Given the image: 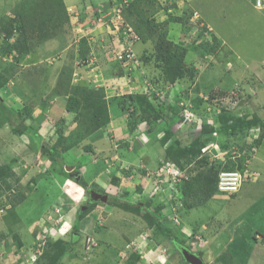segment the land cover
<instances>
[{
	"label": "rangeland",
	"instance_id": "1",
	"mask_svg": "<svg viewBox=\"0 0 264 264\" xmlns=\"http://www.w3.org/2000/svg\"><path fill=\"white\" fill-rule=\"evenodd\" d=\"M21 1L0 0V21L4 16H15ZM112 1L64 0L69 20L65 23L59 19L51 21L49 27L54 29L49 30L51 37L44 39L41 34H37L30 40L31 51L24 54L4 52L3 47L7 45L6 26L1 25L0 22V99L3 100V104L0 103V264H14L12 259H17L15 264H103L100 260L103 256L95 255L99 247L89 248L86 244L87 236L81 237L80 234L75 236V239L74 236L70 238L60 234L59 224L61 225L64 217L61 213V205L52 204L59 201L58 199L48 203L57 192L47 188L45 175L50 174V171L53 174V171L58 172L68 168V171H71L70 175L77 178L79 171L76 172V170L78 169L74 170L73 165H67L68 162L64 161L63 154L73 147H81L82 150L87 151L91 144L90 136L63 151L56 160L50 158L51 147L56 145L62 148L67 144L63 138L59 140V145L55 144L62 135L77 138L75 131L77 128L85 123L83 131H89L91 126L90 114L83 117L82 111L79 115L74 113L70 119L62 116L61 112L65 108L62 98L56 101L53 112H49L51 103L49 100L52 96H60V92L64 93L66 90L82 99H89V96L74 89L76 87L74 85L83 84L92 89V98L88 103H84L86 107L98 109L104 103L105 105L110 103L107 107H111L114 113L117 107L113 100L115 97L138 93L140 103L135 104L136 109L134 112L130 111L131 114L136 111H141L143 114L144 110L149 114L151 112L149 103L157 104L159 109L169 108L174 114V121L168 125L174 134L171 139L173 141L175 138H181L180 132L176 134V129L183 121L181 115L183 107L189 105L185 101L190 99L185 100L188 95L181 94L174 97L171 92L174 83L162 81L161 69L156 66L153 57L154 42L147 36L145 22L158 23L161 29L166 30L170 39L187 49L190 62L192 59L193 62H197L198 59L202 61L201 65L205 70L203 69L204 72L200 76V86L203 88H211L216 84L219 86L218 90L215 89L212 92H190L188 97L198 100L202 106L197 110L199 116L208 115L211 118L208 122L216 124L221 131V124L216 118L224 107L226 111L235 115L243 114L247 119L258 117L264 126V76H261L259 81L258 78L250 80V75L241 83L239 81L236 83L234 79L235 70H238L236 73L242 80L256 66L264 68V9L255 8L253 0H192L195 1L193 7L190 0H126L127 7L131 2L133 6L128 11L125 10L124 16L134 28L136 27L135 30L141 36L136 44L137 55L145 76L150 79L154 87L153 96H149L142 93L139 88L133 93L127 92L129 87L125 76L131 71V66L124 67L116 58L115 39L108 33L111 29L107 30L106 25V28L101 26L96 30L99 34L95 31L85 32V29L93 27V18L108 12V4ZM118 1L121 3L125 0ZM197 8L202 18L211 22L225 38V44L218 53L216 51L219 48L212 53L205 52L208 50L206 43L212 40V35L209 34L211 28L200 25L201 22L191 21ZM20 33L21 30L16 29L15 37ZM80 33L88 34L89 38L81 36ZM219 40L221 46L223 42ZM79 59L83 61L80 64L77 63ZM97 64L101 65L102 69L94 68ZM188 65L194 66L192 63ZM230 66L232 69L228 71ZM244 67L247 69L246 73L240 71ZM92 68L94 72L90 71ZM107 70L109 73H105ZM112 73L114 77L109 79ZM89 78L90 81H88ZM197 79L198 73L190 85H194ZM115 86L117 87L114 88ZM119 89L124 91V94H120L122 92ZM211 93L216 94L214 98L211 97ZM45 96L46 99H44ZM202 96L208 98L205 100ZM192 103L191 108L194 109L195 102ZM91 104L93 106H90ZM9 111L13 114L12 116L8 114ZM31 124L37 129L41 137L40 142L24 129ZM147 125L152 127L149 122ZM182 125V129H187L189 143L190 141L199 143L196 153H189L190 155L188 154L180 162L179 166L185 171L184 179L198 173L197 170L191 171V168L195 167L204 155L209 157V164L223 163L220 159L211 160L210 150L205 152L209 154L207 155L202 149L210 142H214L212 140L220 145L219 141L227 139L228 136L219 140L218 135L202 134V138L196 140L199 138L198 128L195 130L194 126L186 123ZM166 128L163 129L162 137L165 135ZM112 138H109L107 145L104 146L109 149L108 151L113 150L111 147L115 144ZM242 139L244 142V138ZM182 141L187 142L185 139ZM137 143L140 145V142ZM168 145L170 144L165 146ZM242 147V151L237 143H232L226 149L221 147L226 151L232 148L237 150L238 156L232 159L241 161L244 172L246 169L257 172V179L253 180L247 176L235 193L216 191L207 202L191 208L183 207V199L180 198L181 204L178 206L180 209L173 212L168 205L169 202L162 199L163 194L157 193L153 198L150 191L142 197V184L136 179L126 177L124 180L128 179V181L125 185L116 188L119 198L110 197L107 200L117 206L120 200H125L124 195L131 190L132 201L141 203L148 207L149 211L156 213L163 226L157 227V236L161 240L165 239L164 244L169 247L168 258L171 264H190L181 251L184 247L201 257L205 264H264V136L258 143L245 139ZM120 151L123 156L129 154L123 149ZM71 153L75 154V151ZM105 153H107L106 150ZM136 154H140V151ZM136 154L131 153L129 156L133 160L136 158L139 162L140 159ZM71 156V154L68 155L69 161L75 162V159H70ZM87 156V153L80 154L76 162H88ZM163 160H166L165 157ZM135 168L138 170L135 173L140 176L144 174L139 166ZM145 174L148 175L147 172ZM104 176L105 174L100 178ZM92 177L93 173L89 171L84 178L89 181ZM151 187H153V181L149 188ZM18 191L24 193L26 199L17 206H12L9 203L10 193H18ZM147 195L148 197L144 198ZM88 198L83 202L87 207L81 206V212L88 209L86 212L88 213L93 207L96 210L98 208L96 203L101 208V205H105L101 199H97L96 203H90L91 199L88 200ZM164 199L169 200L165 196ZM166 205L169 208L164 212L163 208ZM45 209L48 213L42 216ZM105 209L108 208L102 209L96 219H94L95 215H89L90 226L94 222H98L101 226L108 219L111 221ZM28 213L31 217H27ZM172 215H177L179 222H174ZM134 218L133 213L121 211L113 219L111 227L108 223V227L97 229L94 236L100 243L103 242L101 246L110 240L115 248L122 247L119 254L129 252L127 245L123 248L122 235L135 234L136 226L132 223ZM49 223L56 229L48 230ZM100 237H103V240L100 241ZM19 239L22 240L20 241L22 245L18 243ZM78 242H80L79 245L85 242L83 252L78 247ZM130 253L131 251L129 258L125 260L126 264L142 262L140 249L135 247L134 252ZM136 254L138 258H135Z\"/></svg>",
	"mask_w": 264,
	"mask_h": 264
},
{
	"label": "crops",
	"instance_id": "2",
	"mask_svg": "<svg viewBox=\"0 0 264 264\" xmlns=\"http://www.w3.org/2000/svg\"><path fill=\"white\" fill-rule=\"evenodd\" d=\"M189 2L192 5V7L195 5V1L190 0ZM253 6L255 7L254 4ZM192 20L199 22V23L201 22L200 25H203L204 27H210L211 31L209 34L216 35L219 39L222 40L223 44H221L219 49L216 51L218 53V51L221 50V47L225 44V38L221 36L220 32L216 30L215 26H213L211 22H209L205 18H202V15L198 12V8L195 9L193 16L191 18V21ZM96 34H99V33L97 32ZM186 57H187L186 62L192 63L197 69L198 79L197 81H195V84L192 86L190 85L192 82L188 83V81H185V80H181V81L177 80L174 84H172V87H171V92L174 97L180 94L184 96H187V95L189 96L190 92H200V91H204V92L211 91L212 92L213 90L219 87L217 84L212 86L211 88H208V87L203 88L202 86H200L199 85L200 76L204 72L203 71L204 67L203 65H201L202 61L198 59L197 62L196 61L193 62L194 60L191 58L192 61L190 62V60H188L189 59L188 54ZM204 57H207V55H204ZM232 66L229 67L228 71H231ZM94 68L102 69V66L97 64V67H94ZM90 71L94 72L93 68L90 69ZM240 71L246 73L247 69L244 67ZM236 72H238V70L234 71V76H235L234 79L236 80V83L237 81L241 83V81L246 80L250 75H251L250 80H253L252 78H258L259 81L261 80V76L262 77L264 76V68L257 67V66L254 68L252 72H250L248 76L242 78V80L239 78ZM105 73H109V70H107ZM112 77H114L113 73L110 74L109 79H111ZM88 81H90V78ZM252 83H254V81ZM258 95L257 97L259 98ZM188 96L187 98L185 97V100L190 99L193 102L196 101V99H191ZM59 98H62L64 100L63 105L65 108L61 112L62 116H65L68 119L72 118L74 112H70L67 110V107H66L67 96L66 95H60L56 97L52 96V99L49 100L51 102L49 104V112H53V106L55 105L56 101ZM44 99H46V96L44 97ZM131 109H133V107ZM110 110H111V107H110ZM194 111L196 112V110ZM170 115L171 116L168 119L166 120L162 119L161 121H158L156 124H153L152 127H149L147 125V121L145 120H141L139 121V123L135 124V122H132L134 118L130 110H128L127 112H122L118 107H116L115 112L113 113L112 111L111 120L106 125V127L103 128L102 130H99L98 132L93 134L94 136L92 135L89 138L90 143L93 145V147L90 144L88 146L89 148L86 149L87 151L82 150L81 147L80 148L73 147L70 150H67V152L63 154L64 161L66 163L68 162L67 165H73L74 167L72 169L74 170L76 168L78 169L76 170V172L79 171L78 176H79V179L81 180L78 181L79 179H76L75 177L73 178L70 175L71 171H68V169L64 171L60 170L58 172L53 171V174L50 171L49 172L50 174L45 175V178L47 180V181L45 180L47 188L50 189V191L52 190V191L57 192L56 195H54L55 198L53 196L48 203H50L52 200L55 201L58 199L59 201L52 202V204L55 203V205L56 204L61 205V213L64 214V217L61 220L62 221L61 225L59 224V228L61 232L60 234H64L63 236H67L70 238H73L72 236H74L75 239H76L75 236H79L80 234H81L80 235L81 237L87 236L88 234L94 235L97 229H101L102 227L103 228L108 227L109 226L108 223L110 224V227H111L113 223L112 222L113 219L116 218L118 213H120L121 211L129 212V211H125L121 209L120 207L108 202L110 200L104 201L105 205H101L102 206L101 208L99 204L96 203L97 200H93V198L91 197V191H96L102 194H107L108 195L107 199H109L110 197L119 198L118 191H116V188H121V186L125 185V183L128 181V179L124 180V178L126 177H128L129 179H132V178L136 179L139 181L140 184H142L141 185V196L142 197L144 194L146 195L148 192L152 191L151 190L152 187L149 188V186H152V181L150 179V176L148 175L146 176L145 172H147V174L153 173V171L159 167L161 160H163V158L165 157L164 153H165L166 146L162 144V139H163L162 134H163V129L168 127V125L174 121L173 112H170ZM130 123H133L135 126L133 131H131ZM182 124L179 128L176 129V134L180 132V135H181L180 139L181 140L185 139V141L189 142L187 129L186 128L182 129L183 128ZM177 130H182V131H177ZM112 137L115 140V144H114V147H111L113 148V150L108 151L109 149L104 148V146L107 145L109 138H112ZM137 142H140V145H138ZM121 149L127 151V153L129 154L131 153L136 154L137 151H140V154H136L137 157H139L140 159L139 162L137 161L136 158L133 160V158L129 156V154L128 156H123L120 151ZM105 150L107 151V153H105ZM72 151H75V154L71 153ZM85 153L88 154L87 156L88 162L86 163L78 162L77 163L76 159L79 157V155L85 154ZM69 154L72 155L70 159L72 160L75 159V162L69 161V158H68ZM67 165H65L66 168H67ZM135 166L136 167L139 166L141 168V171L144 173L142 174V176L135 173V171L137 170ZM89 171H92L93 177L90 178L89 181H86L84 177ZM104 174L105 176L103 178H100ZM114 175L119 178V184H115L112 182V178ZM111 187H114L115 189H110ZM131 194L132 192L130 190V192L126 193L123 198L126 201L129 200L133 204H136L135 201H132L133 199H131V197L133 195ZM87 197L91 199L90 203H93V202L96 203V207L98 208L96 210H95V207L91 208V210L88 213L84 214L82 218L78 220V217H77L78 212L81 211V208H80L81 206H84V207L86 206L83 202L85 201ZM147 197L148 195L144 198H147ZM162 198H164V196ZM140 206L142 207L141 209L142 212L139 214L133 213L135 218L132 221V223L136 226L135 234L129 235V236H127L126 234L122 235V238L124 240L123 248L126 247V245L131 244V248H130L131 253L133 252L132 250L135 247L137 249H140L143 260L141 263L139 262V264H142V263L143 264H156V263L157 264H171V261L168 258L169 247L167 244H164V241H165L164 238L161 240V238H158L157 236L158 232H156V229L158 226H156L155 224H149L147 219L144 218L143 216L144 212L147 211L149 213H152L153 211L152 212L151 210L149 211L148 207H146L145 205H142L141 203H140ZM104 208H108V209H105V212L109 213V217L111 218V221H109V219L108 220L106 219L107 222L105 221V223L101 224V226H99L98 222H94L93 225L90 226L91 221L89 219V215L91 214L95 215L94 219H96V217L98 216V213H100L101 210ZM167 208L169 207L166 206L165 208H163L164 212L165 210H167ZM47 211L48 210L45 209V211H43L42 216ZM152 214H154L155 217H158L156 213H152ZM27 217H31L29 213ZM158 219H159V222H161V219L160 218ZM75 225H77L76 228H75ZM48 226H50L48 230L52 231L56 229L50 223L48 224ZM72 230L73 232H70ZM119 232L121 234L123 233L121 230ZM150 232H152V234ZM99 240L100 241L103 240V237H100ZM19 241H22V240L19 239L18 243ZM107 241L109 242H106V244H102V246H101V243L103 242L102 241L101 243L99 242V245L97 246L99 248H97L95 255L98 254L99 256L100 255L103 256L100 259L103 262V264H118V261L119 263L120 262L123 263L122 261H125V260L123 259L122 255L123 253H126V252H121V254H119L120 253L119 251L122 249V247L119 246L115 248L112 245V242L110 240H107ZM79 243L80 242H78V245ZM21 245H22V242H21ZM78 247L83 252V249L85 247V242L82 245H79ZM16 260L12 259L14 264Z\"/></svg>",
	"mask_w": 264,
	"mask_h": 264
},
{
	"label": "trees",
	"instance_id": "3",
	"mask_svg": "<svg viewBox=\"0 0 264 264\" xmlns=\"http://www.w3.org/2000/svg\"><path fill=\"white\" fill-rule=\"evenodd\" d=\"M132 3L133 2H131L130 6L127 7L126 11H128L130 7L133 6ZM15 13V16H4L0 21L1 25L5 24L6 26L5 37L7 40V45L3 47L5 49L4 52L6 54H10L12 52H16L18 54L29 53L31 51L30 40L37 34H41L44 39H48L47 37H51L50 32L54 30L49 27L51 21H56L57 19H59V21L65 23L69 20L64 0H22L17 6V10L15 11ZM145 24V31L147 33V36L148 38H151L154 42L153 57L156 66L161 69L162 81L164 83L170 82L171 84L175 83L177 80L193 82L198 72L195 66H191L186 63L187 49L182 48L180 45H178V43L170 39L168 37V32L166 30L161 29L158 23L145 22ZM16 29L21 30V33L15 37ZM13 37H15V39L11 41ZM219 47V38L216 35H212V40H208V42L206 43V48L208 50L205 52H215ZM74 86H76L74 88L75 91L83 93L85 96H89V99H82L76 95H72L69 91L66 90H64V93H61L59 90V95L63 94L67 96L66 107L68 111L77 113V115H79L80 111H82L83 117L84 115L90 114V130L83 131L85 130L83 128V126L85 125L84 123L80 128H77L75 130L77 138H75L74 136L70 137V135H62L61 139H58L55 144L57 143L59 145V140H62V138L64 142L66 140L67 144L65 145V147L63 146L62 148L55 145L54 147H51L49 149L50 158L52 160H56V158H58L63 151L69 149L70 147H73L77 143L81 142L84 138H89L97 131L105 128L111 120V112L110 108H108L110 106V103H107L106 105L104 103V105L98 109L93 107H91L93 109H90L89 107H86L84 103H88L92 98V89H90L89 86H85L83 84H76ZM215 95V93H211V97L214 98ZM138 96V93L134 95L129 94L124 95L122 97H115V99L113 100H115V105L122 112H127L131 109L132 106L134 108L131 112H134L136 109L135 106L139 102ZM0 102L3 104L2 99H0ZM194 102V110H196L197 112L198 107L200 108L201 105L198 100ZM90 106L93 105L91 104ZM149 107L151 108H149L151 111L149 114L145 113V110L143 114L141 111H136V113L132 114L134 118L132 122H135L136 124L139 123V121L141 120H147V122L150 123V126H152L158 121H161L162 119L166 120L171 116L170 112L172 111L169 108L164 109L161 107V109H159L157 104L155 105L151 103H149ZM8 114L10 116L13 115L11 112ZM201 116L203 117V122L202 125L198 128L199 138H197L196 140H200V137L202 138L204 134H209L212 136L213 134L218 135L219 140H221L225 136H228L227 139L219 141L223 149H226V147L228 146L230 147L232 143H237L240 147V150L242 151V146L245 142V139H248V135L251 129L254 127L261 128L260 135L252 140L248 139L249 141H254V143H258L260 139L264 136V126L263 124H261V120L258 117H252L250 119H247L243 116V114L235 115L234 113L226 111L223 107L222 112H220L216 118L217 122L221 124V131H219L216 124L208 122V115L202 114ZM130 124L131 131H133L135 126L133 123ZM24 129L28 133L30 132L31 136L33 138H36V140L40 142L41 137L39 133H37V129L33 128L32 125H27ZM173 135L174 134L171 131V128L167 127L165 135L162 139V144L170 145L165 147L164 156L166 160L172 161L177 165H180L181 160L185 158L189 153H196V148H198L199 143H197L196 141L184 143L180 138H175L172 141L171 138ZM235 136H237V138ZM238 136L241 137L238 138ZM242 138H244V142H242ZM229 140H231V142H229ZM241 164L242 163L241 161H239V159H232V157L230 156L223 163L219 162L209 164V157L205 155L202 156V158L198 160L197 165L191 168V171L197 170L198 173H196L195 175H191L188 179H183L182 183L179 186V199H183V207L191 208L207 202L211 197H213L214 193L218 191L217 178L220 170L224 168H238L243 171L244 166L242 164L243 168H241ZM61 170L64 171V168ZM112 182L115 184L119 183V178L114 175L112 178ZM25 199L26 195L21 191H18V193L13 194L10 193L9 203L12 206H17L18 204L22 203ZM117 206L125 211H129L132 213L139 214L142 212V207L140 206V204L136 203L134 205L132 202L126 200H120V204ZM87 211L88 209L83 212L79 211L77 216L78 220H80V218H82V216L86 214ZM143 216L147 219L149 224H155L156 226H158V228L163 227L159 222V217H155L154 214L146 211L143 213ZM76 227L77 225H75V228ZM157 229L156 232H158ZM19 244H21L20 241ZM136 257H139L138 254L135 255V258Z\"/></svg>",
	"mask_w": 264,
	"mask_h": 264
},
{
	"label": "built area",
	"instance_id": "4",
	"mask_svg": "<svg viewBox=\"0 0 264 264\" xmlns=\"http://www.w3.org/2000/svg\"><path fill=\"white\" fill-rule=\"evenodd\" d=\"M253 2L256 8L264 9V0H253ZM127 5L128 3L126 0L121 1V3H119L118 0H113L108 4V14L103 13L102 15L98 16V18H93V27L91 29H85V32L92 33L95 31V33H97L96 30L99 29V27L105 26L106 28L107 25L108 28L106 29H111V32L108 30V33L112 34L111 36H113V38L115 39L114 51L116 58L124 67L131 66V71L125 76L127 85L129 87L127 92L133 93L134 90L139 88V90L142 93H145V95L153 96L154 87L151 84L150 79L145 76V72L142 68L140 59L136 51V44L141 39V36L124 16ZM81 36L89 38L88 34L82 33ZM81 62H83L81 61V59L77 61L78 64H80ZM116 87L117 86H115L114 88ZM119 91L122 92L120 94H124V91H121V89H119ZM202 97L205 100L208 98L204 96ZM185 102H188L189 105H185L182 109V123L189 124L190 126H194L195 128L200 127L202 125L203 118L199 116L194 111V109L191 108V106L193 105V101L187 100ZM189 106L190 108H188ZM208 121L210 122L211 118L208 117ZM260 131V127L252 128L248 135V139L252 140L258 137L260 135ZM202 150H204V153L210 150L211 160L220 159L225 162L230 155V157L232 158L238 156L237 150L235 148H232L230 151L222 150L217 143L213 142L203 147ZM229 153L230 155H228ZM184 172V169H182L179 165H176L170 161L162 160L161 164H159V167L153 171L152 175L151 173H148V176H150L153 181L151 196L160 193L168 197L173 212H177L179 210L178 206H180L181 204V202H178V198L180 196L179 186L184 179ZM247 176L255 180L257 179V172H250L248 169H246V171L244 172V170L242 171L238 168L221 169L218 173L217 189L219 192L235 193L240 189L242 182L247 178ZM170 199H174L176 201L174 202V200ZM173 219L174 221L179 222V218L177 215H174ZM258 236L261 237V235ZM86 244L89 248H93L97 245V241L92 235H89L86 239ZM127 247V249H130L131 244H128ZM122 257L124 260H127L129 258L128 252L123 253ZM122 262L123 263L120 262L119 264H126L125 261Z\"/></svg>",
	"mask_w": 264,
	"mask_h": 264
},
{
	"label": "water",
	"instance_id": "5",
	"mask_svg": "<svg viewBox=\"0 0 264 264\" xmlns=\"http://www.w3.org/2000/svg\"><path fill=\"white\" fill-rule=\"evenodd\" d=\"M68 169V168H67ZM79 179L78 175L77 178ZM91 197L93 200L101 199L103 201H107L108 195L107 194H102L96 191H91ZM186 261L190 264H205L204 261L199 257L197 254L194 252H191L189 249L186 247L181 249Z\"/></svg>",
	"mask_w": 264,
	"mask_h": 264
},
{
	"label": "clouds",
	"instance_id": "6",
	"mask_svg": "<svg viewBox=\"0 0 264 264\" xmlns=\"http://www.w3.org/2000/svg\"><path fill=\"white\" fill-rule=\"evenodd\" d=\"M136 51H137V50H136ZM142 68H143V67H142ZM143 70H144V69H143ZM132 107H133V106H132ZM132 107H131V108H132ZM133 108H134V107H133ZM132 110H133V109H130V111H132ZM196 113H197V112H196ZM197 114H198V113H197ZM198 115H199V114H198ZM198 128H199V127H198ZM194 129H197V128L194 127ZM210 143H211V142H210ZM213 143H217V142L214 141ZM218 145H219V144H218ZM219 147H220V145H219ZM220 148H221V147H220ZM221 149H222V148H221ZM165 161H169V160H165ZM170 162H172V161H170ZM172 163H174V162H172ZM174 164H176V163H174ZM176 165H177V164H176ZM155 197H156V196H154L153 198H155ZM165 197H166V196H165ZM162 199H163L164 201L167 200L166 202H169L168 205H170V208H171V203H170V201H169L168 199H164V198H162ZM178 200H179V202H181L179 198H178ZM168 205H166V206L168 207ZM182 206H183V205H182ZM179 209H180V208H179ZM172 217H173V215H172ZM174 222H175V221H174ZM89 235H90V234H88L87 237H88ZM92 236L95 238L94 235H92ZM87 237H86V239H87ZM95 239H96V238H95ZM96 241H97V245L94 246V247H97V246L99 245V241H98L97 239H96ZM94 247H93V248H94ZM93 248H91V249H93ZM132 251L134 252V250H132ZM133 252H132V253H133Z\"/></svg>",
	"mask_w": 264,
	"mask_h": 264
}]
</instances>
